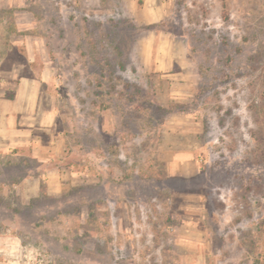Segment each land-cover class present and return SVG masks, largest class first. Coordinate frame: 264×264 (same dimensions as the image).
Masks as SVG:
<instances>
[{"label":"rangeland","instance_id":"374dc122","mask_svg":"<svg viewBox=\"0 0 264 264\" xmlns=\"http://www.w3.org/2000/svg\"><path fill=\"white\" fill-rule=\"evenodd\" d=\"M0 60L50 117L0 165L3 251L264 264V0H0Z\"/></svg>","mask_w":264,"mask_h":264},{"label":"crops","instance_id":"0c3cea01","mask_svg":"<svg viewBox=\"0 0 264 264\" xmlns=\"http://www.w3.org/2000/svg\"><path fill=\"white\" fill-rule=\"evenodd\" d=\"M41 96L37 80L21 78L15 73L6 75L0 70V165L3 164L4 168L6 163L37 159L36 147L40 144L37 132L45 126L46 118L50 121ZM48 178L50 175L43 174L39 181ZM35 183L36 177L26 175L13 185L18 195L23 194L29 200L41 193L40 186ZM8 250L3 251L0 246V264H20L15 259L18 254L14 247Z\"/></svg>","mask_w":264,"mask_h":264}]
</instances>
